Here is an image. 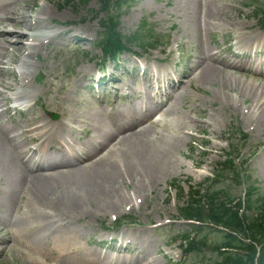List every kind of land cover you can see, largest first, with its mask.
<instances>
[{"label": "bare ground", "instance_id": "obj_1", "mask_svg": "<svg viewBox=\"0 0 264 264\" xmlns=\"http://www.w3.org/2000/svg\"><path fill=\"white\" fill-rule=\"evenodd\" d=\"M177 1L180 5L186 4L190 19L195 21L191 20L196 37H200V51L190 57L192 60L188 61L180 80L174 82L163 67L156 70L150 67L149 72H144L147 92L137 88L140 86L137 80L111 89V94L120 99L134 100L136 104L132 108L109 112L103 106L89 107L84 111L89 114L88 118L81 110H68L50 127L43 118L30 115L33 107L27 104L35 101L46 108L30 81L37 68L33 59H38L40 52L46 50L52 51L53 59L62 62L64 54L89 44V37L84 35L92 31L90 22L94 16L85 20L82 12L68 0H43L41 5L38 0H0V108L8 113L7 106L12 101L25 105L24 111L15 109L23 118L22 128L10 123L2 125L6 116L0 114V184L5 179L11 183V198L9 194L7 198L0 197V209L7 207L5 220L10 216L13 220L7 225L0 220V234L5 230L7 233L0 237L1 257L17 249L26 257L27 264H149L142 253L141 258L134 257L127 262L102 258L98 252L76 259L83 252L76 247L82 233L72 220L98 214L101 208L116 211L126 199L118 194L117 183H132L140 173H149L157 179L176 164L175 154L181 148L187 126L185 120H180L171 137L152 130L175 111L185 81L221 79L233 88L232 79L226 76L231 71L239 73L246 81L235 86L242 98L252 100L248 110L264 129V30L259 21L255 24L239 21L237 17L242 12L237 11L236 17L226 13L222 0ZM69 15L78 19H69ZM251 16L244 13L246 20ZM215 29L228 31L226 57L213 55L203 44L204 32L210 35ZM8 66L17 67L19 74ZM91 71L79 70L67 91L83 87V82L89 87ZM110 75L116 83L123 82L121 75L115 72ZM101 83L106 85V80L102 79ZM150 88L161 92L153 95ZM8 93L12 94L11 98ZM143 103L150 105L143 107ZM73 124L90 127L91 132L81 131L74 144L65 145L68 131L73 133ZM201 125L203 130L207 126ZM17 130H21L20 135L15 134ZM50 147L57 152L50 153ZM48 160H55L54 164L46 165ZM15 196L20 199L16 205ZM91 206L97 210H89ZM128 239L127 234L122 235L121 245ZM49 244L53 245L50 250Z\"/></svg>", "mask_w": 264, "mask_h": 264}, {"label": "rangeland", "instance_id": "obj_2", "mask_svg": "<svg viewBox=\"0 0 264 264\" xmlns=\"http://www.w3.org/2000/svg\"><path fill=\"white\" fill-rule=\"evenodd\" d=\"M222 1L226 4V13L236 17L237 11L242 12L237 17L239 21L254 24L259 21L260 27L264 30V0ZM38 4H43V0H38ZM123 4L125 7L121 9L120 33L133 39L140 33L142 23L146 22L147 28L151 29L153 34L141 32L143 39L151 43H155V39H158L160 47L157 46V49L153 51L150 48L133 45L129 48L130 52L119 57L117 63L112 60L107 61V59L105 61L98 47L104 32L101 27V22L104 21V13H101L102 0H90L88 6L76 1L71 3L73 7L82 12L85 20L87 17L94 16L90 22L92 31L84 35L89 37L90 43L81 48H73L72 52L64 54L62 62L53 59L52 51L47 53L46 50L40 52L38 59H33L37 68L33 70L30 81L38 91L40 102L44 103L46 108L34 105L35 101H31L27 103L28 106L33 107L30 115L43 118L50 124V127H54L57 121L52 118L57 116L59 120L63 112L68 110H81L84 114L89 107L103 106L109 112L116 111L117 108H132L136 104L134 100L120 99L115 94H111V89L118 85L122 86L123 83H134L137 80L140 84L137 88H142L147 92L144 72H149L150 67L152 70L162 67L167 69L174 82L182 78L188 61L192 60L190 57L197 55L200 51V37L198 33L196 37V32L192 27L194 19L192 17L190 19L185 8L186 4L180 5L177 0H125ZM244 13L253 16L246 20ZM32 15H35V12ZM68 18L78 19L70 15ZM227 34L228 31L222 29L212 30L210 35L204 32L203 44L212 51L213 55L220 54L226 57ZM233 43L235 41H230V44ZM168 51H171L170 55ZM236 52L242 53L239 50ZM134 63L136 67L133 66ZM11 68H14L17 75L19 74L17 67L8 66V69ZM83 68L92 70L90 86L86 87V83L83 82V87L67 91L73 85L79 70ZM112 72L121 75L123 82L116 83L111 80L110 73ZM134 72L138 75L136 76ZM98 74L106 79V85L95 83L93 79L98 77ZM226 77L232 79L233 88L230 83L221 79L217 82L197 79L191 83L184 82L183 93L176 101L175 111L163 118L159 126L152 130L171 137L177 131L180 120H185L187 126L182 134L184 138L181 148L175 154L176 164L171 165V168L157 179H153L149 173H140L132 183L129 181L125 184L117 183L118 194H123L126 199L116 211L110 212L106 208H101L97 211L98 214L91 213V215L81 216L78 221L73 218L72 222H76L77 230L82 233L76 247L82 249L83 252L76 255V259L91 257L92 252H98L102 258H115L120 262H127L134 257L141 258L142 253L150 262L149 264H181L184 260L185 264H214L217 256L212 248L213 244L221 241V235H216L213 231L207 236V246L204 247L199 258L196 255H188L183 260L184 246L179 238L191 229L180 220V214L188 198L184 201L180 200V195H177L172 187L180 185L187 195L192 188L226 187L233 196L243 197L246 186H236L230 181L212 186L209 180L215 166L224 160L229 150L226 140L227 133L233 132L237 135L231 143L237 145L241 153L239 165L243 160H248L247 173L264 196V129L257 125L255 116L248 110L250 105H253L252 100L242 98L238 87L235 86L238 82L239 85L245 83L246 79L235 71H231ZM168 89H170L169 86ZM150 90L153 95L161 92L158 88H150ZM8 96L11 98L12 94L8 93ZM114 103H116L115 106H113ZM149 105L148 103L141 104L143 107ZM7 108L10 110L8 113H4L5 108H0V114L3 113L6 116L1 124L10 123V125L22 128L24 125L20 121L23 118L15 111V108L24 111L25 105L22 106L12 101ZM86 115L89 114H84L88 118ZM84 121L88 120L84 119ZM203 123L207 124L204 130V126L201 125ZM72 127L73 133L68 131L65 145L74 144L81 131L91 132L90 127L84 126L83 128L77 124H73ZM20 131L17 130L15 134L20 135ZM239 132L246 135V140L242 139ZM81 136L88 135L82 134ZM32 147L35 148L34 145ZM48 150L50 153L56 151L53 147ZM53 161L55 160L46 162L52 165ZM36 165L32 167L36 168ZM6 188L9 190L8 193L5 191ZM8 194L10 199L11 183L5 179L0 184V197L7 198ZM19 201L18 196H15L14 205ZM6 208L0 209V220L5 225L13 222L11 216L8 221L5 220ZM89 210L96 211L97 209L91 206ZM123 221L134 224L124 223L121 226L120 222L123 223ZM6 234L5 230L0 237ZM125 234L129 236V239L126 244L121 245L120 238ZM134 236L137 237L136 241ZM52 246L49 244L48 249L50 250ZM0 258V264H27L26 257L17 249L5 253L2 257L0 255Z\"/></svg>", "mask_w": 264, "mask_h": 264}, {"label": "trees", "instance_id": "obj_3", "mask_svg": "<svg viewBox=\"0 0 264 264\" xmlns=\"http://www.w3.org/2000/svg\"><path fill=\"white\" fill-rule=\"evenodd\" d=\"M82 1L88 3L89 0ZM102 1L103 10L109 15L107 22L110 27L101 46L107 54L122 52L128 39L118 33V17L111 16V13L118 14L116 11L123 8V0ZM231 136L234 139L236 134L231 133ZM229 146L230 153L214 171V181L232 177L231 181L236 186L246 185L245 197L235 198L228 188L207 189L205 193L201 192V188L192 189L187 203L181 208L182 219L192 222L191 228L195 234L193 238L187 235L183 238L187 245L185 253L199 258L207 246V236L213 231L221 235V241L213 244L212 248L217 256L214 264H264V196L250 176L246 175V168L236 165L239 153L236 154L233 144ZM177 191L181 199L187 197L183 189ZM242 209L244 211L241 213Z\"/></svg>", "mask_w": 264, "mask_h": 264}]
</instances>
